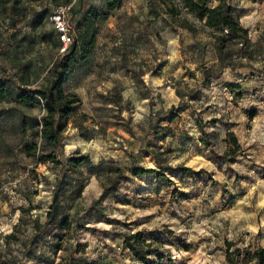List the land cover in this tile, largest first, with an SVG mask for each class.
Masks as SVG:
<instances>
[{"label": "rangeland", "instance_id": "obj_1", "mask_svg": "<svg viewBox=\"0 0 264 264\" xmlns=\"http://www.w3.org/2000/svg\"><path fill=\"white\" fill-rule=\"evenodd\" d=\"M221 2L248 31L247 42H229L225 60L214 31L180 0H121L97 22L96 45L83 62L85 18L92 6L105 11V0H0V83L10 91L0 100V264H229L228 243L240 250L234 264H258L264 0L211 4ZM59 5L72 8L79 47L65 90L81 100L64 134L61 165L42 159L35 136L42 107L17 102L54 78L61 53L50 15ZM228 83L240 89L231 93ZM33 142L42 151L28 155ZM83 157L77 169L68 164ZM134 168L164 177L137 178ZM60 178L56 224L36 233ZM136 233L152 243L137 245V255L125 246Z\"/></svg>", "mask_w": 264, "mask_h": 264}, {"label": "trees", "instance_id": "obj_2", "mask_svg": "<svg viewBox=\"0 0 264 264\" xmlns=\"http://www.w3.org/2000/svg\"><path fill=\"white\" fill-rule=\"evenodd\" d=\"M10 1L12 0H7V2ZM180 2L183 4L185 10L194 15L200 22H204L205 27L214 31L213 37L216 40L220 59L225 60L227 57L225 50L229 42L238 40H245V42H247L248 31L241 27L240 23L234 18L232 8L225 2H221L216 6L211 4L212 0H180ZM105 5L106 10L102 12H97L93 6L88 10L85 22L88 24L89 29L84 34V38L85 35L88 38V43L85 44L80 51V60L83 62L89 59L96 45V37L99 33L96 27L97 22L108 20L110 14L121 7V0H105ZM169 13L173 16L177 15V12L173 9H170ZM78 51L79 47L74 42L68 52L61 55L53 64L54 78L49 86L25 90L17 98V102L21 105H39L42 107L44 111L42 124L37 135H35L41 138L44 145L43 151H46L43 153L42 159L54 160L60 165L62 163L57 161V159L64 151V134L67 130V125L71 117L81 106V100L78 95L65 90V84L73 70L74 56ZM226 88L231 93H235L240 89V86L238 84L228 83L226 84ZM240 95L241 94H239V97ZM9 96L10 91L7 85L0 83V100H6ZM251 117H254L253 112H251ZM26 129L27 127L25 125L24 131H26ZM228 136L234 147L238 148L239 145L237 144L234 134L230 132ZM25 151L28 155H32L34 153H41L42 149L37 142H33L25 146ZM85 161V157L72 158L68 160V164H70L72 168L77 169L83 165ZM65 166H67V164ZM185 170L190 171L188 169ZM133 173L137 178L151 174L164 177L161 172H157L153 169L134 168ZM61 186L62 178L57 181L46 223L39 226L36 233H40L46 225L56 224L57 214L60 208L57 193ZM137 245L141 246L143 249L152 247V243H147L141 233H136L126 238V248L135 255L139 252ZM232 247H234V244H227L226 256L229 264H234L240 255V250L235 249L231 251ZM254 257L257 259L258 264H264L263 250H257L254 253ZM142 259L146 261V258Z\"/></svg>", "mask_w": 264, "mask_h": 264}, {"label": "built area", "instance_id": "obj_3", "mask_svg": "<svg viewBox=\"0 0 264 264\" xmlns=\"http://www.w3.org/2000/svg\"><path fill=\"white\" fill-rule=\"evenodd\" d=\"M71 9L68 5H59L50 15V21L59 39L61 55L68 52L75 39L74 28L71 27L69 20Z\"/></svg>", "mask_w": 264, "mask_h": 264}, {"label": "crops", "instance_id": "obj_4", "mask_svg": "<svg viewBox=\"0 0 264 264\" xmlns=\"http://www.w3.org/2000/svg\"><path fill=\"white\" fill-rule=\"evenodd\" d=\"M113 13V12H112ZM109 19V18H108Z\"/></svg>", "mask_w": 264, "mask_h": 264}]
</instances>
